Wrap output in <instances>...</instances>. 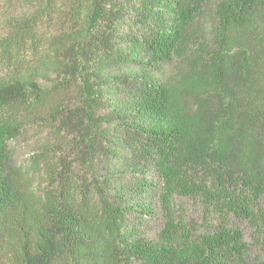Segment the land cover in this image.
<instances>
[{"label":"trees","instance_id":"16d2710c","mask_svg":"<svg viewBox=\"0 0 264 264\" xmlns=\"http://www.w3.org/2000/svg\"><path fill=\"white\" fill-rule=\"evenodd\" d=\"M0 22V264H264L228 223L264 252V0H0ZM36 125L54 140L14 167ZM158 186L151 239L128 213Z\"/></svg>","mask_w":264,"mask_h":264},{"label":"rangeland","instance_id":"374dc122","mask_svg":"<svg viewBox=\"0 0 264 264\" xmlns=\"http://www.w3.org/2000/svg\"><path fill=\"white\" fill-rule=\"evenodd\" d=\"M2 2V0H1ZM2 30V23L0 22V32ZM173 72V66L170 65L166 68V74ZM54 140L50 130L44 128V126L36 125L28 127L22 131V133L14 140L8 143L10 152V162L14 167H25L30 163L31 158L40 153L44 147L48 146V143ZM75 159L71 156V161ZM77 169L80 170L78 165ZM148 176L152 179L153 173H149ZM160 187L153 192V196L149 199V203L152 204L153 214L149 217L142 216L137 212L128 213V222L135 230H137L142 236L151 239L157 238V234L163 226V215L160 209L159 203ZM140 198V197H139ZM138 199V198H137ZM176 209L178 215L185 219L195 230H204L206 225L202 220L201 206L191 199L179 197L176 199ZM264 204V198L262 200ZM140 210V209H139ZM208 222L216 224V221L212 218H207ZM228 223L236 228H239L244 233V240L250 246V255L252 259L264 260V252L258 245L260 235L258 231L252 227L247 221L231 216L228 219Z\"/></svg>","mask_w":264,"mask_h":264}]
</instances>
